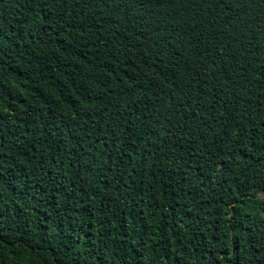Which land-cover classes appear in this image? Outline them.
<instances>
[{"label": "trees", "instance_id": "trees-1", "mask_svg": "<svg viewBox=\"0 0 264 264\" xmlns=\"http://www.w3.org/2000/svg\"><path fill=\"white\" fill-rule=\"evenodd\" d=\"M264 0H0V264H264Z\"/></svg>", "mask_w": 264, "mask_h": 264}, {"label": "rangeland", "instance_id": "rangeland-1", "mask_svg": "<svg viewBox=\"0 0 264 264\" xmlns=\"http://www.w3.org/2000/svg\"><path fill=\"white\" fill-rule=\"evenodd\" d=\"M261 197H264V192H263V193H261Z\"/></svg>", "mask_w": 264, "mask_h": 264}]
</instances>
